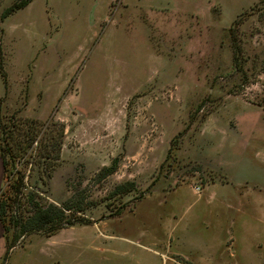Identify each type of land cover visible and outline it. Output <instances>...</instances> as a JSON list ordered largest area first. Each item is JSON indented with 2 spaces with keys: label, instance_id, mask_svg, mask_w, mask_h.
I'll return each mask as SVG.
<instances>
[{
  "label": "rangeland",
  "instance_id": "1",
  "mask_svg": "<svg viewBox=\"0 0 264 264\" xmlns=\"http://www.w3.org/2000/svg\"><path fill=\"white\" fill-rule=\"evenodd\" d=\"M16 1L1 123L60 141L33 203L90 224L6 259L3 240L0 264H264V0H30L2 19Z\"/></svg>",
  "mask_w": 264,
  "mask_h": 264
},
{
  "label": "trees",
  "instance_id": "2",
  "mask_svg": "<svg viewBox=\"0 0 264 264\" xmlns=\"http://www.w3.org/2000/svg\"><path fill=\"white\" fill-rule=\"evenodd\" d=\"M29 2L30 0L14 2L10 7L6 8L2 19L26 8ZM1 32L2 30L0 29V58ZM0 76L4 79L1 59ZM1 122L0 119V160L3 168V180L6 182L7 189L5 194H2L3 189L0 188V224L5 241L6 253L4 259H6L9 250L15 247L20 236L25 237L26 234L40 233L46 238H50L62 229L70 228L77 224L88 225L90 221L74 217L73 208L66 203L62 207L52 203H46L45 205L33 203L35 191L29 186L31 184L29 177L31 171L37 172L39 180H41V175L44 177L45 174H48V177H50L60 158V141H57L56 137H54L55 139L37 140L35 132L31 131V125L24 135L13 139L11 128H14V121L9 125L7 132L5 131V122ZM114 169V165L104 168L100 176H108L113 173ZM27 170H29L28 174ZM43 180L40 182L43 183ZM132 190L133 184L125 183L117 186L115 192L116 195H127ZM25 205L30 206L31 211L30 215L23 219L22 213L19 216L17 213ZM119 210L116 211V215L120 213ZM9 212L14 215L12 216ZM7 220L9 222L13 221V228L16 230L17 228L20 229V232L12 234L11 238H9L7 233L9 231Z\"/></svg>",
  "mask_w": 264,
  "mask_h": 264
},
{
  "label": "crops",
  "instance_id": "3",
  "mask_svg": "<svg viewBox=\"0 0 264 264\" xmlns=\"http://www.w3.org/2000/svg\"><path fill=\"white\" fill-rule=\"evenodd\" d=\"M3 231H2V226H1V224H0V242L2 241V244H3V246H4V242H3ZM3 254V251H2V253H1V255ZM1 257V256H0Z\"/></svg>",
  "mask_w": 264,
  "mask_h": 264
}]
</instances>
